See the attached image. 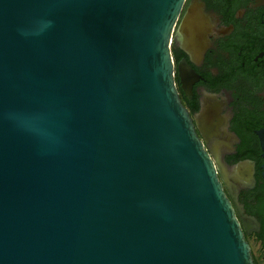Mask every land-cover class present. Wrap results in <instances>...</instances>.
<instances>
[{"label": "water", "instance_id": "obj_1", "mask_svg": "<svg viewBox=\"0 0 264 264\" xmlns=\"http://www.w3.org/2000/svg\"><path fill=\"white\" fill-rule=\"evenodd\" d=\"M184 1L0 0V264H254L175 83Z\"/></svg>", "mask_w": 264, "mask_h": 264}, {"label": "flooded vegetation", "instance_id": "obj_2", "mask_svg": "<svg viewBox=\"0 0 264 264\" xmlns=\"http://www.w3.org/2000/svg\"><path fill=\"white\" fill-rule=\"evenodd\" d=\"M175 83L264 264V0H185L170 41ZM183 60V89L176 66Z\"/></svg>", "mask_w": 264, "mask_h": 264}, {"label": "clouds", "instance_id": "obj_3", "mask_svg": "<svg viewBox=\"0 0 264 264\" xmlns=\"http://www.w3.org/2000/svg\"><path fill=\"white\" fill-rule=\"evenodd\" d=\"M51 22L50 21H42V28L41 31L43 30V28L50 26ZM37 34H39V31L37 32Z\"/></svg>", "mask_w": 264, "mask_h": 264}, {"label": "trees", "instance_id": "obj_4", "mask_svg": "<svg viewBox=\"0 0 264 264\" xmlns=\"http://www.w3.org/2000/svg\"><path fill=\"white\" fill-rule=\"evenodd\" d=\"M256 264V263H255Z\"/></svg>", "mask_w": 264, "mask_h": 264}]
</instances>
